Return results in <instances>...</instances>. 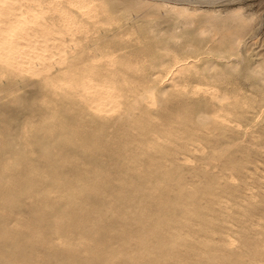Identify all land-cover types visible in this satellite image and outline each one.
Here are the masks:
<instances>
[{
	"label": "bare ground",
	"instance_id": "bare-ground-1",
	"mask_svg": "<svg viewBox=\"0 0 264 264\" xmlns=\"http://www.w3.org/2000/svg\"><path fill=\"white\" fill-rule=\"evenodd\" d=\"M122 1L143 10L150 4ZM106 13L109 24L117 21L106 0H0V74L14 84L20 73H35L31 84L45 90L41 101L64 111L48 117L79 121L74 150L91 159L60 157L64 151L56 147L58 154L46 156L40 169L29 155L2 145L0 218L20 217L15 229L22 236L10 240V226H0L10 240L0 244V264H264V193L253 198L261 202L256 209L254 202L242 207L244 198L228 206L224 194L240 198L239 178L232 173L225 181L212 170L219 164L229 173L247 164L264 168V130L243 138L249 131L238 124L242 98L227 90L214 86L187 99L181 95L190 79L173 80L184 90L171 95L168 85L158 89L166 76H137L144 57L108 46L119 33L87 49L82 38L96 35ZM74 42L76 51L68 49ZM177 59L169 74L198 73L196 58ZM56 63L63 65L53 72ZM195 152L211 161L192 164ZM186 164L196 175L189 183L181 172ZM28 194L35 197L30 204L18 199Z\"/></svg>",
	"mask_w": 264,
	"mask_h": 264
},
{
	"label": "rangeland",
	"instance_id": "rangeland-1",
	"mask_svg": "<svg viewBox=\"0 0 264 264\" xmlns=\"http://www.w3.org/2000/svg\"><path fill=\"white\" fill-rule=\"evenodd\" d=\"M144 1H148L150 4L148 3V8L143 7L145 8L143 10L141 9L142 6L139 7L135 2L126 6V2L122 0H106L108 8L117 21L115 20L116 22L109 24L107 20L108 13L104 14L100 22L102 27L98 26L99 31L96 32L94 37H88L87 39L84 37L83 39L82 36V44L87 49H91L92 46L97 44H101L100 46H102V43L106 45L104 37L119 33L117 36H110L111 44L109 43L108 46H111L112 51L113 49L116 50L115 54L126 53L127 55L130 54L131 57L136 56L134 54H139L144 57L142 65L145 66V69L136 71L137 76L142 77V75H149L152 72H156V75H158L153 76L154 80L166 76L168 79L164 84H159L158 89L168 85L171 95L181 94L183 91L180 89L184 90V88L172 86L173 80L190 79L188 92L185 91L181 95L187 97V99L198 93H203V91L205 92L206 88V90H212L214 86L221 90H227L231 97L242 98L243 109L241 108V110L245 112L238 124L241 125V129L246 128L249 131L243 138L250 137L256 131L261 136V132L264 130V0ZM174 4L185 6L188 12L183 14H179L177 11L174 12L175 10L170 8ZM233 12L242 16L240 15L239 18L234 17ZM236 27L241 29L238 34L234 32ZM77 35L78 37L81 36L80 33H77ZM235 36L239 37L233 45L234 47H232L230 43L235 39ZM99 37H101V41ZM98 40L100 43H97ZM69 48L76 51L79 45L74 42L71 43ZM190 56L196 58L194 63H196L198 73L193 74L192 72L185 73L182 71L180 74L183 76H181L175 71L173 74H169L168 71L175 63L176 58H178L177 60L185 58L183 61L187 62V58H190ZM61 65L63 64H54L53 72ZM212 74H216L218 78L210 80L208 75ZM36 77L32 71H25L14 78L15 83L11 84V77L0 74V149L2 145H5L22 155H29L33 163L42 166L40 169L46 166L44 162L46 156H56V147L64 151L60 157L62 155L65 157L74 156L80 162L90 161L91 159L87 154L84 153V156H86L83 158L82 152L74 150L76 148L75 143L80 140V122L65 115L60 121H53L48 117L51 112L62 114L64 111L56 106L58 103L44 104L41 101L45 90L38 85L31 84L32 79ZM195 87L199 90L202 89L198 91ZM240 136H242V133ZM262 140H264V137ZM262 149L264 150V146ZM223 155L219 159H224L226 155ZM251 155H254V152H251ZM2 157L3 152L0 150V186L4 183V173L1 168ZM191 159V163L194 165H205L206 161H211L209 158H201L200 152L191 154ZM212 163V166L209 165L210 168L214 166ZM102 164L104 168L109 169L111 167V164ZM218 167L214 166L212 170L213 173H220V177L224 176V179L221 178V180L226 181L232 173L239 176L236 175V179L239 178L236 180L238 185L236 195L239 194L240 198L236 199L232 197V194L228 195L226 193L227 196L224 194L225 197L222 200L228 206L237 207L233 202L234 199L238 201L243 198L244 201L242 200V202L247 204L242 205L244 203L241 202L242 207L247 206L249 208L251 202H254L256 206L252 204L250 207L256 209L260 206L261 202L256 199L253 200V198H257L264 193V178L262 177L264 172L260 171L264 170L262 166L258 170L252 171L254 164H247V168L243 170L235 169L237 172L232 169L231 173L227 169V173L225 169H220L222 167L220 164ZM181 172L188 183L192 182V179L196 176L194 169L188 167L187 164L183 166ZM234 175H232L233 178H235ZM245 181L249 182L248 188L250 189L245 188L248 186ZM128 184H133V182ZM249 192L257 196L253 197ZM249 194L250 197H248ZM34 198L29 194L18 197V199L28 204ZM129 204V201H126L124 206L129 207ZM21 222L20 217L0 218L1 227L4 225L10 226V240L22 236L16 230ZM229 233V236L236 235L233 230H230ZM10 240L0 234V244ZM111 241L114 245H118L116 239ZM38 252L43 254L42 251ZM116 261L115 263H117ZM73 263L69 262L67 264Z\"/></svg>",
	"mask_w": 264,
	"mask_h": 264
}]
</instances>
